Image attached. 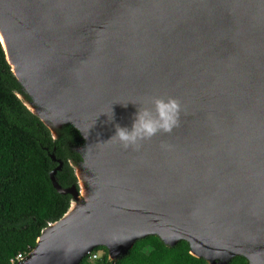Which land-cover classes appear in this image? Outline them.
Wrapping results in <instances>:
<instances>
[{
    "label": "water",
    "instance_id": "1",
    "mask_svg": "<svg viewBox=\"0 0 264 264\" xmlns=\"http://www.w3.org/2000/svg\"><path fill=\"white\" fill-rule=\"evenodd\" d=\"M0 35L27 110L83 141L69 188L50 155L70 205L15 264L116 261L149 236L264 264V0H0ZM155 97L179 102L170 133L109 140Z\"/></svg>",
    "mask_w": 264,
    "mask_h": 264
},
{
    "label": "trees",
    "instance_id": "2",
    "mask_svg": "<svg viewBox=\"0 0 264 264\" xmlns=\"http://www.w3.org/2000/svg\"><path fill=\"white\" fill-rule=\"evenodd\" d=\"M28 97L16 81L0 45V264H11L17 255L25 258L34 248L41 232L60 220L71 198L53 188L50 173L57 167L50 155L62 162L55 175L65 189L76 185L72 165L81 162L75 147L83 141L72 127H63L53 139L43 123L25 107ZM102 252L97 260L93 254ZM80 264H208L190 255L189 246L180 241L165 246L158 237L136 241L128 255L108 259L103 247L95 248ZM229 264H248L243 257Z\"/></svg>",
    "mask_w": 264,
    "mask_h": 264
},
{
    "label": "clouds",
    "instance_id": "3",
    "mask_svg": "<svg viewBox=\"0 0 264 264\" xmlns=\"http://www.w3.org/2000/svg\"><path fill=\"white\" fill-rule=\"evenodd\" d=\"M179 113L180 105L176 99L155 97L151 107H137L130 127L115 124V133L109 140L117 141L125 150H137L142 142L158 133H170L179 123ZM108 119L111 122L113 116Z\"/></svg>",
    "mask_w": 264,
    "mask_h": 264
},
{
    "label": "rangeland",
    "instance_id": "4",
    "mask_svg": "<svg viewBox=\"0 0 264 264\" xmlns=\"http://www.w3.org/2000/svg\"><path fill=\"white\" fill-rule=\"evenodd\" d=\"M19 98L23 101L24 104H27L29 102V101L25 100L23 97L19 96ZM72 167H73L74 173L77 174L78 177H80L81 170L79 168V165L78 164L72 165ZM96 256H97V260H98L102 256V252H97Z\"/></svg>",
    "mask_w": 264,
    "mask_h": 264
},
{
    "label": "built area",
    "instance_id": "5",
    "mask_svg": "<svg viewBox=\"0 0 264 264\" xmlns=\"http://www.w3.org/2000/svg\"><path fill=\"white\" fill-rule=\"evenodd\" d=\"M23 257H24V255L19 254V255L16 256V258H15L14 260H11L10 263H11V264H15V263H17V262L23 260V259H24ZM96 259H97L96 254H93V255L91 256V258H90V261H94V260H96Z\"/></svg>",
    "mask_w": 264,
    "mask_h": 264
},
{
    "label": "bare ground",
    "instance_id": "6",
    "mask_svg": "<svg viewBox=\"0 0 264 264\" xmlns=\"http://www.w3.org/2000/svg\"><path fill=\"white\" fill-rule=\"evenodd\" d=\"M0 41L2 42V45H3V47L5 48V43H4V40H3V38L1 37V35H0Z\"/></svg>",
    "mask_w": 264,
    "mask_h": 264
}]
</instances>
